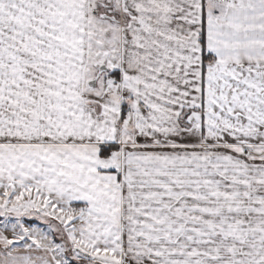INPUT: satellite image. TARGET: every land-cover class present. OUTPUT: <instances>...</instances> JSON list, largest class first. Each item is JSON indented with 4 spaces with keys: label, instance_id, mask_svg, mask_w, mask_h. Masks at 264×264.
<instances>
[{
    "label": "snow or ice",
    "instance_id": "6c2138e0",
    "mask_svg": "<svg viewBox=\"0 0 264 264\" xmlns=\"http://www.w3.org/2000/svg\"><path fill=\"white\" fill-rule=\"evenodd\" d=\"M0 264H264V0H0Z\"/></svg>",
    "mask_w": 264,
    "mask_h": 264
}]
</instances>
